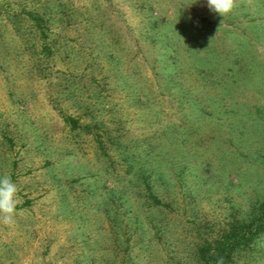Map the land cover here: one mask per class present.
Wrapping results in <instances>:
<instances>
[{
  "label": "rangeland",
  "instance_id": "1",
  "mask_svg": "<svg viewBox=\"0 0 264 264\" xmlns=\"http://www.w3.org/2000/svg\"><path fill=\"white\" fill-rule=\"evenodd\" d=\"M0 264H264V0H0Z\"/></svg>",
  "mask_w": 264,
  "mask_h": 264
},
{
  "label": "clouds",
  "instance_id": "2",
  "mask_svg": "<svg viewBox=\"0 0 264 264\" xmlns=\"http://www.w3.org/2000/svg\"><path fill=\"white\" fill-rule=\"evenodd\" d=\"M209 10L221 17L229 15L234 9V0H207ZM18 188L10 178H0V217L7 223L13 222L17 212Z\"/></svg>",
  "mask_w": 264,
  "mask_h": 264
},
{
  "label": "trees",
  "instance_id": "3",
  "mask_svg": "<svg viewBox=\"0 0 264 264\" xmlns=\"http://www.w3.org/2000/svg\"><path fill=\"white\" fill-rule=\"evenodd\" d=\"M262 217H264V207H262ZM255 229V227H253ZM252 228H247L241 233L234 236H225L219 246L212 249L210 245L201 247L198 250V257L203 264H228L231 262V253L234 248L242 243H247L254 237L255 231Z\"/></svg>",
  "mask_w": 264,
  "mask_h": 264
}]
</instances>
